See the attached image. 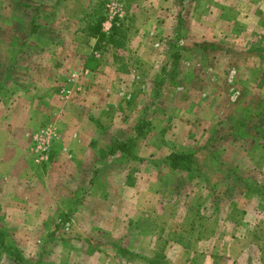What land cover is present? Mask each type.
<instances>
[{
    "label": "rangeland",
    "instance_id": "374dc122",
    "mask_svg": "<svg viewBox=\"0 0 264 264\" xmlns=\"http://www.w3.org/2000/svg\"><path fill=\"white\" fill-rule=\"evenodd\" d=\"M39 2L0 0V264H264V0H123L96 41ZM71 128L77 152L54 143Z\"/></svg>",
    "mask_w": 264,
    "mask_h": 264
},
{
    "label": "crops",
    "instance_id": "0c3cea01",
    "mask_svg": "<svg viewBox=\"0 0 264 264\" xmlns=\"http://www.w3.org/2000/svg\"><path fill=\"white\" fill-rule=\"evenodd\" d=\"M95 1L96 0H40L39 5L43 6V7L47 6V5L49 6V4L52 2L51 8H54V9L56 8L52 13V18L56 20V18L59 17L60 24L62 25L60 35H61V37L65 38V40L66 39L72 40V39L78 38V39H84L86 41L87 40L96 41L97 37L95 35H90L88 26H90L89 24L97 23V20H95L96 17H99V19H98L99 22L100 21L102 22L103 7L101 9V7L98 4L97 7L95 8L96 10H95L93 8L95 6V5H93ZM98 9H100V11H99L100 13H97ZM49 14H51V13H49ZM37 24H38V21L35 22V25H37ZM85 24H87V25L85 26ZM32 29H33V27H32ZM47 51L48 50L44 51L43 53H45V52L47 53ZM37 64H38L37 62L35 64H33V66H31V68L29 70V72L32 71V74H33V76H35V79H36V81H34L35 83H33V84H35L38 87H41L44 90L47 88L49 89L51 84H54V83H52V81L56 80L55 76L58 74V70H59L60 66L53 65L52 71L54 74L48 78V75L45 76V73L43 71L40 72L39 70H37L38 69ZM41 96H42V98L43 97L46 98L49 102H53V101H50L51 99L47 98L48 96L46 93L42 94ZM54 101L58 103V104H56V106L61 105V102H59L58 100L55 99ZM15 113L17 114V110L15 111ZM64 118H66V117H64ZM24 124H26V122ZM23 125H21V126H23ZM26 126L29 127V123H27ZM72 130H74L73 132L75 134V137L70 136V130L64 129V132L61 130L62 136H61L60 140H57L54 142V143H56V142L60 143L59 145L62 144V147L63 148L65 147L64 151L66 150V152H70V150L77 152L79 149V144L81 145V141H82V139H84V136H82V133H83L82 130H79V128L78 129L74 128ZM80 132H82V133H80ZM25 140L28 141V139H26V138H25ZM88 144H89V142H88ZM56 146H57V144H56ZM62 147H61L59 152L55 153L57 155L56 158H58L57 160L60 161V164H61V161H63V156H65L63 153ZM78 159H76V160H78ZM70 162L73 163L74 160H70ZM70 162L69 161L66 162V160H65L66 166H68V167L71 166L72 164L69 165ZM76 166L79 169V164H76Z\"/></svg>",
    "mask_w": 264,
    "mask_h": 264
},
{
    "label": "built area",
    "instance_id": "2783aa9c",
    "mask_svg": "<svg viewBox=\"0 0 264 264\" xmlns=\"http://www.w3.org/2000/svg\"><path fill=\"white\" fill-rule=\"evenodd\" d=\"M125 15V8L123 0H107L104 7L103 19L101 22V30L104 34H109L112 27L115 26L119 20ZM93 54L98 57L99 53L94 51ZM88 70L82 68L80 71L72 73L73 78L80 80L83 75H87ZM77 90L81 89V86L76 87ZM69 89V88H68ZM68 89L64 87L61 89V93L68 94ZM57 137L55 126H46L35 133L34 139L37 142L36 150L41 152L40 159H47L48 147L50 142Z\"/></svg>",
    "mask_w": 264,
    "mask_h": 264
},
{
    "label": "trees",
    "instance_id": "16d2710c",
    "mask_svg": "<svg viewBox=\"0 0 264 264\" xmlns=\"http://www.w3.org/2000/svg\"><path fill=\"white\" fill-rule=\"evenodd\" d=\"M180 1V0H178ZM97 24L100 25L101 21L99 22L97 20ZM115 26L112 27L111 31L112 33L115 31L114 30ZM99 33H101L100 38H104L106 37V34H104L103 32H101V27L99 28ZM105 35V36H104ZM175 59L178 57L176 54H174ZM175 64V62H174ZM126 142L125 141H113L110 143V147L107 150L106 153H104L103 150H101V155L102 156V152L103 154H115L117 152H122V153H129V151L125 148L126 146ZM166 163L172 168V169H179V170H189L191 169V164L193 162L192 159V154L191 153H182V152H170L167 157H166ZM1 228V227H0ZM3 231L0 229V246H4V248L7 251H10V253H12L11 247H9L8 245L4 244V240H5V235L4 233H2Z\"/></svg>",
    "mask_w": 264,
    "mask_h": 264
}]
</instances>
